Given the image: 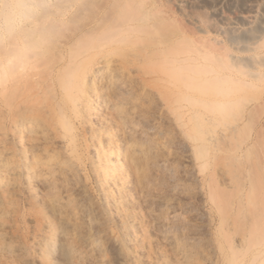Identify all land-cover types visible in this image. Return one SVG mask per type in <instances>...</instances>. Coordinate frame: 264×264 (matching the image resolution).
<instances>
[{
	"label": "bare ground",
	"instance_id": "1",
	"mask_svg": "<svg viewBox=\"0 0 264 264\" xmlns=\"http://www.w3.org/2000/svg\"><path fill=\"white\" fill-rule=\"evenodd\" d=\"M183 1L0 0V188L45 264H264V0Z\"/></svg>",
	"mask_w": 264,
	"mask_h": 264
},
{
	"label": "rangeland",
	"instance_id": "2",
	"mask_svg": "<svg viewBox=\"0 0 264 264\" xmlns=\"http://www.w3.org/2000/svg\"><path fill=\"white\" fill-rule=\"evenodd\" d=\"M256 1L257 0H184L182 4L183 6H185L184 8L186 13H191V14L194 13L193 15H196L195 17L199 20L213 22L218 20L220 18L219 15L221 14H225L232 17L234 16V14L237 15L240 12H245V10H247L249 6H251V4H254ZM262 12L263 10H260L258 11L259 14L255 13L257 18L259 17L257 21L255 20L256 21L255 25H257V22L262 20L261 19L263 18ZM218 22L219 21L213 23H218ZM73 25H75L76 27L78 26L75 23H72V25L71 24L65 26L61 25L60 27L61 31L59 30L60 25H58L57 26L58 28L52 30L54 34L52 36L53 38L51 39V41H47L48 43L45 41L44 44L46 43V45L43 46H48L51 49V50L49 49L50 53H53V51H55L53 48L54 45H57L58 42L64 41L66 37L69 36L71 32L74 31V29H76ZM68 28L71 29L72 31L67 30ZM67 31H68V35H67ZM55 32H57V34ZM51 45L52 47H50ZM259 113H260L259 114L260 117L258 119H261L262 122H264V105L263 108L261 106ZM1 188H0V197H1L0 199V264H45L46 262L42 258H40L34 251L28 249V244L32 242V237L35 231H37L39 228L42 227L41 226L42 218L41 215H39V212L43 210L44 207L40 209L39 207L34 206L33 201L28 197V194L24 189H21L22 190L21 191L19 188H17L9 193L10 190H7L5 188H2L1 190ZM11 198H13V200ZM8 200L10 202H8ZM51 218L52 220H54L53 217Z\"/></svg>",
	"mask_w": 264,
	"mask_h": 264
}]
</instances>
